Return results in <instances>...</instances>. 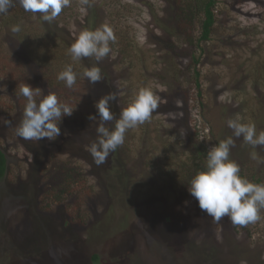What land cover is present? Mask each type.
Returning <instances> with one entry per match:
<instances>
[{"label": "rangeland", "instance_id": "rangeland-1", "mask_svg": "<svg viewBox=\"0 0 264 264\" xmlns=\"http://www.w3.org/2000/svg\"><path fill=\"white\" fill-rule=\"evenodd\" d=\"M70 5L63 17L51 22L26 12L18 0L0 14V145L8 158L0 183V264H97L94 255L108 260L104 264H264V209L259 220L245 226L234 225L228 217L217 222L198 210L192 196L176 203L175 196L167 195L168 202L162 203L164 177L156 168L143 175V153L157 160L158 169L179 175L177 166L190 158L188 132L198 130L209 148L231 136L229 158L264 183V146L254 149L228 127V120L239 116L255 124L257 134L264 131V0L218 1L210 39L194 49L200 60L201 98L187 66L191 51L177 44L176 51H184L177 56L166 49L164 42L171 39L164 28L172 25L173 15L167 0H89L88 5L70 0ZM89 17H96L94 28H87ZM17 24L22 30L15 34L12 26ZM102 25L110 26L116 37L110 53L99 62L93 57L73 61L69 48L78 34ZM196 26L198 39L201 28ZM22 31L31 37L29 53L10 39ZM87 61L108 72L120 112L143 87L159 97L160 111L125 133L127 151L114 162L109 155L99 166L88 151L98 135L91 139L69 133L65 128L71 116L59 125L69 143L59 136L50 142L16 134L26 104L19 94L23 84L40 89L37 102L52 91L69 107L98 116L96 101L89 98L91 82L83 76ZM37 62L49 72L42 71L35 80ZM68 65L77 73L72 88L57 79ZM86 122L82 129L94 128L93 121ZM115 123L109 122L108 128ZM45 149L56 162L74 154L79 170L98 168L99 176L79 180L60 206L52 205L53 198L46 200V189L42 193L34 177ZM119 177L132 182L123 179L117 186ZM170 216L175 220L168 223ZM64 220L78 227L73 230L77 238L71 237Z\"/></svg>", "mask_w": 264, "mask_h": 264}, {"label": "clouds", "instance_id": "clouds-1", "mask_svg": "<svg viewBox=\"0 0 264 264\" xmlns=\"http://www.w3.org/2000/svg\"><path fill=\"white\" fill-rule=\"evenodd\" d=\"M16 0H0V14L6 13ZM19 5L32 14H39L46 22L55 20L62 10L70 6V0H18ZM84 5L89 0H81ZM13 32L20 31V25L12 26ZM112 28L102 25L95 30L81 31L69 48L73 61L81 58L94 57L97 62L105 58L111 51L110 42H115ZM83 76L91 83L102 79L101 69L93 66L85 69ZM57 79L65 86L72 88L76 83L77 73L68 65L61 71ZM19 94L26 98L23 118L16 128L17 136L26 140L39 141L47 138L52 141L60 134V123L65 116H71L75 109L58 100L55 94H48L37 102L40 89L28 84L19 87ZM112 94L106 95L95 102L97 115H89L90 121L99 118L96 128L97 141L93 142L88 151L97 166L106 162L109 155L116 151L125 141V133L151 119L153 112L159 107V97L149 87L139 89L133 100L125 107L113 129L105 127V123L112 121L114 116L110 111L109 102L115 100ZM228 127L233 136L243 137L245 143L254 149L264 146V131L259 134L253 123H244L237 116L228 120ZM183 135V133H181ZM234 140L230 136L221 140L207 151L206 166L197 172L188 186V192L198 201L199 208L211 216L215 221L228 217L234 225L245 226L260 219L259 212L264 209V184L250 182L240 175V166L230 157V148ZM253 159L257 153L251 154Z\"/></svg>", "mask_w": 264, "mask_h": 264}, {"label": "trees", "instance_id": "trees-1", "mask_svg": "<svg viewBox=\"0 0 264 264\" xmlns=\"http://www.w3.org/2000/svg\"><path fill=\"white\" fill-rule=\"evenodd\" d=\"M167 1L169 2V5L171 6L173 15L169 18L170 24L172 23V25L164 28V30H166L169 33L170 39L172 40V41L170 40V41L164 42L166 45V49H168L170 53L175 54L177 56H179L182 53L184 54L183 50H182L183 52L179 50V53L176 51V49L178 48L177 44H179V46L181 45L185 46L186 49H189L191 51L190 55H188V57H190V61L187 66L189 67V69L191 68L194 72L195 87L197 90L196 93L198 97L201 98L202 96V93H201L202 85H201V79H200L201 73L198 68L200 65V60L194 57V49L199 47L202 42H206L210 39L211 32L214 29V25L216 22L215 10H216V6L219 0H167ZM70 8H71V5L64 8L57 18L60 19L61 17H63ZM92 18L93 17H89L88 20L86 21L88 24L87 28H94V26H96L97 23L94 22L96 21V17H94L93 21H92ZM197 24H199L201 28V36L198 39L195 38ZM159 27H164V26L160 25ZM15 34H18V32H16ZM21 34L22 35L19 36L18 38L12 37L10 39L14 40L12 42L14 45L22 47L23 49L26 50V53H29L32 47L31 37L29 36V34H25L24 31H22ZM40 58L43 59L41 56L39 57V59ZM21 59L24 60L23 55ZM93 59L95 58L93 57ZM95 64H97V62L93 64L87 61V65L84 66V69H90L91 67L95 66ZM34 66H35V70H33L34 71L33 77L35 80L37 79V77L40 78V74L42 71L44 72L45 75H47L46 73L49 72L47 68L42 67L41 62L35 63ZM96 66H98L101 69L100 65H96ZM73 71L76 72V70H73ZM101 75H102V79L99 82L89 83V86H90L89 98L94 99L95 101L109 94H112L115 96L114 94L115 91H111L112 87L109 85V82H108L109 81L108 72L101 69ZM41 83L44 84V82H41ZM117 98L118 97H116L115 100H112L109 102L110 111L112 112L114 116V119H113L114 122H116V120L119 119L120 113H121L120 104ZM58 100L61 102L60 98H58ZM159 111L156 110L155 113H158ZM66 117L67 116L63 117V122L65 123L67 122ZM70 119H72L71 122H67L68 126L65 128L66 130H69V133L76 135L81 132L80 136L81 135L86 136V134H88L90 138L93 137L94 134L98 135L96 128L98 127L100 123L99 118L93 121L94 123L93 129L91 130L82 129L85 123H88L86 122V120L89 121L88 112L84 111V109H75ZM113 120L106 122L105 127L109 126V122H111V124L113 125L114 124ZM69 124H75V125L70 126ZM184 125L186 126L187 123ZM78 127L82 129L79 132L74 130L75 128H78ZM83 132L85 134H83ZM189 136H191V138L188 140L191 143L190 158L188 161L183 162L181 165L177 166V168H179V171H180L179 175L175 174L173 176L171 175L172 176L171 177L169 175L170 171H165L162 169V167L160 168V166L158 169L157 167L158 162L154 157H148L145 153H143V157H145V160H147V162L144 164L146 168L143 169V172H144L143 175H148L149 172H151L152 168H156L159 175L164 177L163 182L165 185V187L160 189L161 191L159 192V194H161L163 197H166L167 195L175 196L177 199L175 200L176 203L183 202L185 196L186 197L191 196L190 193L188 192V186L190 185V181L192 177L195 174H197V172L202 171L206 166L207 151L209 149V147L206 144L207 138L204 137L201 133H199L198 130L196 131L192 130L191 132H188V137ZM59 138L60 140H63V141L65 139L66 143H69L71 141L70 138H65L64 134L63 135L60 134ZM43 140H45V138H43ZM127 143H128L127 141H124V143L121 146H119L116 149V151L110 154V156L113 159V162L117 160L119 156L124 154L125 151H127V145H128ZM122 150H124V153L122 152ZM44 152H43L44 159L40 161V165L37 166L36 168L37 174H35L34 177L36 178L35 180L37 181V184L41 185L42 187L41 192L44 193V189H46V194H44L45 195L44 197L46 198V200L48 201L50 198L51 199L53 198V200H51L53 202L52 205L60 206L61 203H63L65 199L67 198V196L69 195L70 188L74 184L79 182V180H84V179L87 180L89 175L92 177L99 176L97 174L98 168H94V170L87 171V172H85V170L84 171L79 170L80 167L79 165L76 164L78 160L74 156V154H72L71 156H68L67 157L68 160L65 162H56L55 159L49 158L47 149H45ZM90 162L91 160H89V163ZM94 164H95V161H94ZM7 169H8V158H7L6 153L3 151L0 145V183L6 177L7 171H8ZM240 175L242 177L247 178L250 182L257 183V184H264L263 180L260 177L249 175L246 173L244 169H240ZM123 179L125 181V184H128V183L131 184L132 182V180L129 179V182L126 183L127 179H125L124 177H119L116 179L117 186H119L120 182H122ZM166 198H164L162 203L168 202L167 201L168 197ZM161 199L159 200L161 201ZM195 203L197 204L196 207H198V210L201 211V213H204V211H202L199 208L198 201ZM174 220H175L174 216H170L166 219L168 223L174 222ZM64 222H65V226L68 229H70L71 237L77 238L78 233H75L74 235L73 230L75 229L78 230V227L73 226L71 222L68 220H64ZM93 260L97 264H104L105 262L108 263V260L100 261L97 255H94ZM109 263L112 264L111 262ZM24 264H28V263H24Z\"/></svg>", "mask_w": 264, "mask_h": 264}]
</instances>
